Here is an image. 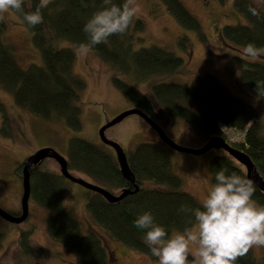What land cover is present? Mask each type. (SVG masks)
<instances>
[{"label":"trees","instance_id":"trees-1","mask_svg":"<svg viewBox=\"0 0 264 264\" xmlns=\"http://www.w3.org/2000/svg\"><path fill=\"white\" fill-rule=\"evenodd\" d=\"M113 2L122 5L124 0ZM39 3L40 0H24L23 12L17 13L29 30L33 44L40 50L43 64H30L23 68L17 62L15 48L7 41L9 25L4 14V20L0 21V86L13 95L18 106L38 118L63 120L72 130H81L80 91L85 85L74 72V51L60 44L63 41L76 46L87 43L83 27L93 13L100 10L102 0H83V3L82 0H51L48 7L42 9L43 23L32 28L23 20V13L35 11ZM163 3L179 23L200 31L199 20L180 0H163ZM249 6L257 9L259 18L249 12ZM234 7L245 22L224 26L222 38L243 49L249 43L264 47V9L251 0H235ZM142 24L141 20L133 19L124 35H114L107 43L91 48L115 70L133 79H147L150 92L146 95L118 76L113 78L114 84L133 108L140 109L158 124L176 118L196 130L205 140L214 136L226 139L233 148L251 158L264 180V125L256 108L232 95L211 74L197 77L193 87L171 80H156L182 70L184 63L182 58L157 46L136 49L138 38L133 33ZM241 62L244 65L240 73L242 83L264 100V61L244 59ZM224 128L242 134L241 141L232 143L225 136ZM127 158L139 190L116 203H109L101 195L90 192L87 209L95 223L111 237L151 253L142 241L143 231L134 227L136 217L150 211L155 221L171 235L194 224L192 213L180 212V206L184 204L195 209L200 206V201L180 190L182 181L172 170L169 153L157 144H136ZM67 160L69 170L82 171L117 189L131 187L122 176L116 157L84 139L72 138L69 141ZM41 166L31 174V196L38 205L51 211L46 221L51 238L74 253L77 264H114L103 239L94 232L84 233L80 222L65 208L63 196L67 179ZM209 168L213 183L215 173L222 168L228 170L227 174L236 172L248 178L244 166L225 151L210 160ZM15 172L16 175L21 173V165ZM148 181L160 187L145 188ZM254 186L253 199L264 205V192L256 184ZM21 244L25 250L28 249L27 235L21 236ZM237 264H264V260L257 261L250 249L237 260Z\"/></svg>","mask_w":264,"mask_h":264},{"label":"rangeland","instance_id":"rangeland-1","mask_svg":"<svg viewBox=\"0 0 264 264\" xmlns=\"http://www.w3.org/2000/svg\"><path fill=\"white\" fill-rule=\"evenodd\" d=\"M180 1L199 20L200 31L179 23L169 13L163 0H138L140 11L134 21L141 20L143 24L134 30L133 34L138 38L135 48L157 46L182 58L184 63L182 70L156 80H171L193 87L197 77L204 74L214 75L232 95L253 105L264 125V100L240 79L244 67L241 60L249 58L244 54L243 48L222 38L224 26L242 25L245 22L244 17L234 7L235 0ZM251 1L264 9V0ZM5 15L9 25L7 41L15 48L17 62L23 68L30 64L42 65L41 52L33 44L31 34L19 14L13 10ZM60 45L74 51V72L85 85L80 91L81 130H72L63 120L44 121L38 118L18 106L13 95L0 86V207L11 215L16 216L20 212L19 202L23 190L21 173L19 177L15 171L37 150L53 148L67 158L69 141L72 138H81L115 156L114 150L100 140L99 130L120 113L133 108V105L114 84V77L118 76L131 83L146 95L150 92L147 79H133L132 76L105 64L91 50L80 52L79 46L72 42L63 41ZM258 60L264 61V57ZM159 124L166 135L182 147L197 149L209 140H205L180 119L171 118L166 123ZM105 135L109 140L120 144L127 156L136 144L143 142L155 143L167 150L172 170L182 181L180 190L190 193L200 202L213 184L210 160L224 152L221 149H212L197 156L173 150L136 114L108 128ZM225 136L232 143H236L241 141L238 139L242 134L234 135V140L229 135ZM41 168L61 174L59 165L52 159L45 160ZM70 171L74 176L95 183L116 195L122 191L110 184L101 183L82 171ZM65 181V208L80 222L84 233L94 232L103 239L114 258V264H158L157 258L151 253L132 248L99 227L86 205L91 191L77 183ZM144 186L160 187L153 181L146 182ZM163 188L167 189V186ZM29 212L28 218L21 224H13L0 217V264H77L75 254L49 235L46 221L51 211L38 205L31 196ZM24 234L27 235L26 250L21 244V236ZM251 251L257 261L264 260V247H253Z\"/></svg>","mask_w":264,"mask_h":264},{"label":"clouds","instance_id":"clouds-1","mask_svg":"<svg viewBox=\"0 0 264 264\" xmlns=\"http://www.w3.org/2000/svg\"><path fill=\"white\" fill-rule=\"evenodd\" d=\"M49 2L40 0L35 11L24 12L25 23L32 28L42 24V9ZM23 5L24 0H0V21L9 11L23 12ZM248 10L259 18L256 8L249 6ZM139 11L138 0H124L122 5L102 0L100 10L83 27L88 41L79 45V51L86 53L114 35H124ZM243 51L253 61L264 57V47L254 43L247 44ZM227 172L222 168L215 173V183L207 189L199 207L180 206V212L194 216L192 227L169 235L150 211L136 217L134 227L143 231L142 241L158 264H237L253 247H264V205L253 199L254 183L236 172Z\"/></svg>","mask_w":264,"mask_h":264},{"label":"water","instance_id":"water-1","mask_svg":"<svg viewBox=\"0 0 264 264\" xmlns=\"http://www.w3.org/2000/svg\"><path fill=\"white\" fill-rule=\"evenodd\" d=\"M139 115L141 116L149 126H151L159 135L160 139L171 149L176 150L181 153H188L192 155H202L207 152H209L212 149H221L224 150L226 153L231 155L235 160H237L247 172V177L253 181L254 184L257 185V187L264 192V180L260 176V174L257 172L254 163L252 162L251 158L244 152L239 151L235 148H233L228 142L225 141L222 137L214 136L209 138L207 143L197 149H190L186 147H182L175 143L172 139H170L164 129L156 123L151 117H149L147 114L142 112L138 108H131L127 111H124L114 117L111 121H108L101 129L99 130V137L103 144L108 145L111 147L116 156L117 163L120 168V172L125 180H127L133 190L130 188L123 189L120 194L116 195L109 190L95 184L88 182L82 178L74 176L71 171L68 168V160L66 157L59 154L56 150L49 147H44L36 152H34L32 155H30L24 162L22 170H21V179H22V195H21V211L19 215H11L10 213L6 212L0 207V217L10 223L13 224H21L23 223L29 216V201L31 198V174L32 171H34L36 168H38L45 160L52 159L54 160L60 167V173L61 175L68 179L71 182L77 183L84 187L85 189L97 193L101 195L107 202L109 203H116L121 201L123 198H125L128 194L136 192L139 190V186L135 182V176L132 173L128 158L126 153L124 152L123 148L120 144L109 140L105 132L108 128L120 123L122 120H124L126 117L131 115Z\"/></svg>","mask_w":264,"mask_h":264},{"label":"built area","instance_id":"built-area-1","mask_svg":"<svg viewBox=\"0 0 264 264\" xmlns=\"http://www.w3.org/2000/svg\"><path fill=\"white\" fill-rule=\"evenodd\" d=\"M225 129V134L226 135H229V137H231V139L234 140V135L236 136L237 135H241L239 132L235 131V130H231L229 128H224ZM238 140H241V137H239Z\"/></svg>","mask_w":264,"mask_h":264},{"label":"flooded vegetation","instance_id":"flooded-vegetation-1","mask_svg":"<svg viewBox=\"0 0 264 264\" xmlns=\"http://www.w3.org/2000/svg\"><path fill=\"white\" fill-rule=\"evenodd\" d=\"M115 153V152H114ZM25 162V161H24ZM24 162L23 163H21L20 165H21V170H22V167H23V164H24ZM33 172V171H32ZM19 177H20V175H18ZM20 201H21V199H20ZM19 206H20V211H21V202H19ZM19 214H20V212H19ZM18 214V215H19Z\"/></svg>","mask_w":264,"mask_h":264}]
</instances>
